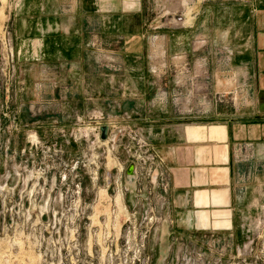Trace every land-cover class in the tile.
Returning <instances> with one entry per match:
<instances>
[{"label": "rangeland", "instance_id": "1", "mask_svg": "<svg viewBox=\"0 0 264 264\" xmlns=\"http://www.w3.org/2000/svg\"><path fill=\"white\" fill-rule=\"evenodd\" d=\"M243 1L124 2L46 57L0 0V264H264V145L233 229L187 220L167 158L187 124L264 111L237 64Z\"/></svg>", "mask_w": 264, "mask_h": 264}, {"label": "crops", "instance_id": "2", "mask_svg": "<svg viewBox=\"0 0 264 264\" xmlns=\"http://www.w3.org/2000/svg\"><path fill=\"white\" fill-rule=\"evenodd\" d=\"M124 2L144 14L145 0H22L16 14L17 48L29 52L33 45L36 54L46 57L53 50L75 51L79 43L75 44L74 38L87 33L89 19L97 20L95 29L101 28L102 20L115 28L118 5ZM235 27L241 41L237 64L248 69L249 86L264 94V0H244ZM232 30L230 26L225 34ZM253 114L239 120L187 124L181 129L180 142L168 146L172 190L184 198L187 220H198L199 215L200 224L209 226L214 211V226L239 228L237 195L247 188V175L253 178L251 165L263 162L259 158L264 145V111ZM244 149L243 158H239L237 153ZM240 180L244 184L238 187Z\"/></svg>", "mask_w": 264, "mask_h": 264}, {"label": "water", "instance_id": "3", "mask_svg": "<svg viewBox=\"0 0 264 264\" xmlns=\"http://www.w3.org/2000/svg\"><path fill=\"white\" fill-rule=\"evenodd\" d=\"M101 129V139L106 140L108 138V132H109V125L108 124H103L100 126Z\"/></svg>", "mask_w": 264, "mask_h": 264}, {"label": "bare ground", "instance_id": "4", "mask_svg": "<svg viewBox=\"0 0 264 264\" xmlns=\"http://www.w3.org/2000/svg\"><path fill=\"white\" fill-rule=\"evenodd\" d=\"M190 15V14H189ZM130 172H132V169H130Z\"/></svg>", "mask_w": 264, "mask_h": 264}]
</instances>
